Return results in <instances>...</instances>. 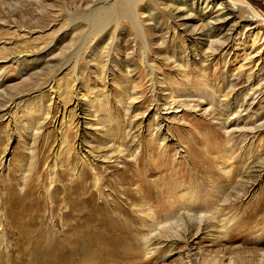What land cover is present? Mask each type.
I'll return each instance as SVG.
<instances>
[{
  "label": "rangeland",
  "instance_id": "1",
  "mask_svg": "<svg viewBox=\"0 0 264 264\" xmlns=\"http://www.w3.org/2000/svg\"><path fill=\"white\" fill-rule=\"evenodd\" d=\"M192 3L0 0V264H259L264 0Z\"/></svg>",
  "mask_w": 264,
  "mask_h": 264
},
{
  "label": "bare ground",
  "instance_id": "2",
  "mask_svg": "<svg viewBox=\"0 0 264 264\" xmlns=\"http://www.w3.org/2000/svg\"><path fill=\"white\" fill-rule=\"evenodd\" d=\"M199 4H201V0H193V3H192V5H193V7L194 6H199ZM207 5V4H206ZM103 8V7H102ZM102 14H104V16H108V13H102ZM248 22H250L249 20H248ZM251 23V22H250ZM103 24V20H101L100 21V25H102ZM157 113V112H156ZM158 115V113L156 114V116ZM161 130V129H160ZM136 152V151H135ZM131 154V153H130ZM134 154V153H133ZM132 154V155H133ZM87 157H90V159H93V157L91 156V154L90 155H88ZM86 157V158H87ZM133 157V156H132ZM91 161V160H90ZM94 162V161H93ZM85 164H87V163H85ZM87 165H89V166H91L92 168H93V163H91V164H87ZM89 166H86L85 167V171H86V173H88V170H87V168L89 167ZM59 187V186H58ZM64 189V185L63 186H60L59 187V190H63ZM138 190V189H137ZM125 192H126V195H127V201H131V202H134L135 200H137V197L135 196V195H133V194H131V192H130V190H125ZM144 192H149V188L148 187H144ZM149 194V193H148ZM147 194V195H148ZM159 202V201H158ZM192 211V210H191ZM191 211H189V212H187L186 214H184V215H182V213H179V214H175L173 217H170V218H168L164 223H157V224H155L154 225V230L157 232L158 230H160L161 228H167L169 225H170V223H171V221L173 220H176V221H180L181 222V227L182 226H186V224H188L189 223V218L188 217H191L188 213H190L191 214ZM159 213V212H158ZM188 215V216H187ZM184 217V218H183ZM127 218H129V214L125 211V212H123V213H119V214H116V220L119 222V221H124V220H126ZM152 219H154V217H151ZM134 221V220H133ZM101 227V226H100ZM101 228H103L102 230H104L105 232H107V233H110V234H112V235H121L122 233H127V234H129L130 236H134V234L135 233H138L139 231L138 230H136L135 228H133V227H131V225H129V224H125V225H123L122 227H120V228H116V227H112V226H106V227H101ZM184 229V228H183ZM153 230V231H154ZM200 230V227L199 228H197L196 229V233L198 232ZM195 231V230H194ZM194 231L193 230H191L190 228H186L185 230H183L182 232H180V233H178V235H179V237H181L183 240H186V239H188L189 237H192L193 235H195L196 233H194ZM153 234V233H152ZM155 238V237H154ZM154 238H153V235H151V236H146V244L147 245H149V247H153L152 249H151V251L152 252H157V249L156 248H154L155 246V244L156 243H159V241H157L156 240V238H155V243H153V240H154ZM145 239V238H144ZM153 239V240H152ZM133 240L134 239H132V242L131 243H133L134 244V242H133ZM86 246L85 245H82V247H81V249H84ZM75 250V249H74ZM82 251V250H81ZM82 254H85L84 252H82ZM195 254V253H194ZM194 254H192V252L190 251V250H188L187 252H186V261H187V264H193V257H194ZM259 264H264V255H260L259 254ZM196 261V260H195ZM186 263V262H185ZM231 264V263H230ZM233 264H257L256 262H255V260L254 259H246V258H243V257H240V256H238L237 258H235L234 259V261H233Z\"/></svg>",
  "mask_w": 264,
  "mask_h": 264
}]
</instances>
